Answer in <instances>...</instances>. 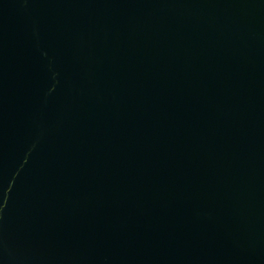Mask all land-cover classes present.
I'll use <instances>...</instances> for the list:
<instances>
[{
	"label": "water",
	"instance_id": "1",
	"mask_svg": "<svg viewBox=\"0 0 264 264\" xmlns=\"http://www.w3.org/2000/svg\"><path fill=\"white\" fill-rule=\"evenodd\" d=\"M0 264H264V0H0Z\"/></svg>",
	"mask_w": 264,
	"mask_h": 264
}]
</instances>
